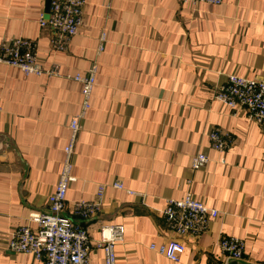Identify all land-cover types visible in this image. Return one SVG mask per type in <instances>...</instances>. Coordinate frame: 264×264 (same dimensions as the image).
Listing matches in <instances>:
<instances>
[{"label": "crops", "instance_id": "crops-1", "mask_svg": "<svg viewBox=\"0 0 264 264\" xmlns=\"http://www.w3.org/2000/svg\"><path fill=\"white\" fill-rule=\"evenodd\" d=\"M84 1L79 32L66 50L53 51L52 31L39 24L46 0H0V44L35 40L39 63L59 67L58 75L25 76L0 63V264H43L6 249L7 241L31 213L48 210L68 122L82 97L69 76L83 74L95 58L91 106L66 194L69 213L105 185L100 211L75 221L91 243L103 226L120 224L116 264H226L220 239L233 236L244 241L241 264H264V131L214 97L227 74L264 82V0ZM215 129L226 134L222 152L211 147ZM199 152L208 162L193 171ZM117 181L124 189L112 186ZM187 191L218 215L201 235L181 236L185 250L172 261L150 245L168 237L161 214L167 200ZM89 262L105 264L102 249L93 248Z\"/></svg>", "mask_w": 264, "mask_h": 264}, {"label": "built area", "instance_id": "built-area-1", "mask_svg": "<svg viewBox=\"0 0 264 264\" xmlns=\"http://www.w3.org/2000/svg\"><path fill=\"white\" fill-rule=\"evenodd\" d=\"M191 5H217L222 0H186ZM84 0H51L48 16L41 14L39 24L52 31L49 45L53 51H64L71 39L79 32L82 25ZM106 41V33L99 36L97 56L102 52ZM37 42L28 38H12L0 44V63L18 68L25 76L59 74V67L53 64L45 68L37 59ZM98 70L97 58L83 73L69 76L81 84V103L78 113L68 122V140L63 148V162L54 190L48 195V210L31 213L26 222L16 228L9 240L7 248L12 252L31 254L43 264H93L89 262V252L93 248L102 249L105 264H116L114 246L124 238L123 226L110 224L101 229V238L91 243L90 236L82 223L95 216L101 209L105 185H100L93 201H78L71 205L69 213L66 206V194L71 183L75 181L72 175L73 155L82 128V120L90 109L92 90L95 85ZM214 97L234 112L245 111L248 116L264 131V82L249 79L237 74H227L226 80L216 87ZM211 147L222 152L227 147L226 134L219 129L208 134ZM208 162L205 153L199 152L192 156L191 169L203 168ZM114 188L124 189L120 182L112 184ZM128 193H133L127 190ZM162 219L168 237L159 247L150 245L172 261H178L185 250L181 236L191 234L201 235L207 231L212 219L218 212L196 199L190 191L183 198L168 199L163 210ZM35 224V227H32ZM220 250L227 260H241L244 253V241L233 236L220 239Z\"/></svg>", "mask_w": 264, "mask_h": 264}, {"label": "water", "instance_id": "water-1", "mask_svg": "<svg viewBox=\"0 0 264 264\" xmlns=\"http://www.w3.org/2000/svg\"><path fill=\"white\" fill-rule=\"evenodd\" d=\"M50 3L51 0H46L45 3V12H46V17L48 16V12H49V7H50ZM226 264H241L239 260H235V259H230L227 261Z\"/></svg>", "mask_w": 264, "mask_h": 264}]
</instances>
